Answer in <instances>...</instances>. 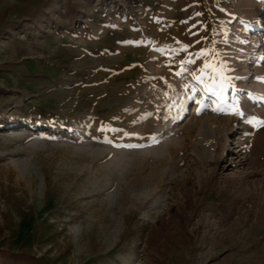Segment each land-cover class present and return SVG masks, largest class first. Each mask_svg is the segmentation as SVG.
Returning <instances> with one entry per match:
<instances>
[{
    "label": "rangeland",
    "instance_id": "obj_1",
    "mask_svg": "<svg viewBox=\"0 0 264 264\" xmlns=\"http://www.w3.org/2000/svg\"><path fill=\"white\" fill-rule=\"evenodd\" d=\"M0 251L264 264V0H0Z\"/></svg>",
    "mask_w": 264,
    "mask_h": 264
},
{
    "label": "trees",
    "instance_id": "obj_2",
    "mask_svg": "<svg viewBox=\"0 0 264 264\" xmlns=\"http://www.w3.org/2000/svg\"><path fill=\"white\" fill-rule=\"evenodd\" d=\"M23 254H13V253H6L4 251H0V258L6 261H12L14 263H18L21 261Z\"/></svg>",
    "mask_w": 264,
    "mask_h": 264
},
{
    "label": "snow or ice",
    "instance_id": "obj_3",
    "mask_svg": "<svg viewBox=\"0 0 264 264\" xmlns=\"http://www.w3.org/2000/svg\"><path fill=\"white\" fill-rule=\"evenodd\" d=\"M206 67H207V65H206ZM215 111H220L221 109H214ZM199 111V110H198Z\"/></svg>",
    "mask_w": 264,
    "mask_h": 264
},
{
    "label": "bare ground",
    "instance_id": "obj_4",
    "mask_svg": "<svg viewBox=\"0 0 264 264\" xmlns=\"http://www.w3.org/2000/svg\"><path fill=\"white\" fill-rule=\"evenodd\" d=\"M10 134H13V132H11Z\"/></svg>",
    "mask_w": 264,
    "mask_h": 264
}]
</instances>
